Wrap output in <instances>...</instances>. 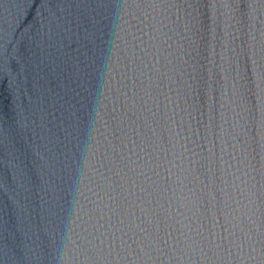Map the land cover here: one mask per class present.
Instances as JSON below:
<instances>
[{
    "label": "water",
    "instance_id": "95a60500",
    "mask_svg": "<svg viewBox=\"0 0 264 264\" xmlns=\"http://www.w3.org/2000/svg\"><path fill=\"white\" fill-rule=\"evenodd\" d=\"M0 264H264V2L0 0Z\"/></svg>",
    "mask_w": 264,
    "mask_h": 264
},
{
    "label": "snow or ice",
    "instance_id": "6c2138e0",
    "mask_svg": "<svg viewBox=\"0 0 264 264\" xmlns=\"http://www.w3.org/2000/svg\"><path fill=\"white\" fill-rule=\"evenodd\" d=\"M262 2H264V0H262Z\"/></svg>",
    "mask_w": 264,
    "mask_h": 264
}]
</instances>
